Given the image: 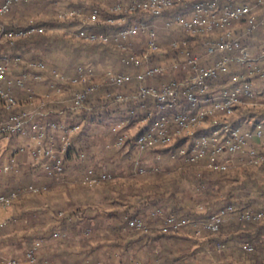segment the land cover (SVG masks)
I'll return each instance as SVG.
<instances>
[{"label":"built area","instance_id":"1","mask_svg":"<svg viewBox=\"0 0 264 264\" xmlns=\"http://www.w3.org/2000/svg\"><path fill=\"white\" fill-rule=\"evenodd\" d=\"M30 1L2 0L0 3V100L7 112L0 119V137L31 132L29 145L21 150L28 149L36 166L55 181L63 179L74 134L80 132L84 124L80 120L74 123L63 120L60 117L63 112L59 109L45 113L47 116L54 114L48 121L36 118L34 110H19L21 100L14 86L27 90L30 99L33 98V85L46 78V74L35 70L45 69L46 59L39 55L28 61L23 53L5 52L2 48L3 44L14 48L20 41L55 33H67L68 37L75 36L97 45L112 44L118 49L119 63L135 70L134 73H125L110 67L99 75L91 63L83 62L75 64L72 75L66 77L62 68H52L51 82L57 96L47 93L41 102L42 106L63 103L67 105L66 110L74 113L84 110L87 116H91L96 107L124 104L131 100L145 107L147 100H151L153 107L145 109L143 117L145 126L133 142L128 141L127 133L122 131V120L115 124V146L127 151L135 148L138 153L133 160L136 175L149 172L144 158L156 149L159 150L156 154L158 159L165 150L171 160L195 168L203 166L211 171H227L235 167V156L241 159L239 164L245 166L257 167L264 163V116L254 120L250 128L232 119L236 106L257 104L256 88L250 79L264 82V42L259 45L256 54L252 53L249 43L251 34L264 25V20L259 21L255 13L264 0H255L254 3L237 0H117L111 11L122 15V22L115 25L114 20L108 19L105 23L117 27L110 31L88 30L90 26L103 23L100 21L101 10L94 8L87 12L82 6L61 9L59 22L8 28L4 21L7 14L15 5ZM182 4V12L168 15L176 5ZM139 14L152 18L168 15L162 28L168 31L180 29L187 36L174 38L164 46L159 42L155 23L144 19L131 20ZM243 18H247L248 25L239 35L235 27ZM201 35L205 37L204 53L192 50L188 39ZM137 36L145 38L141 52L135 51L131 42ZM164 56L169 58L165 63L159 61ZM216 56L217 59H214ZM13 65L21 66L23 70L15 81L10 77ZM232 65L240 66L244 72L234 73L221 87L212 90L211 81L230 71ZM179 72H182L180 79L177 78ZM99 76L102 78L99 79ZM154 79H160V82H148ZM134 84L137 87L132 95L121 89L113 93L103 92L106 87L118 89ZM65 90L69 91V95L64 97ZM58 95L63 97L58 98ZM219 112L222 116L218 115ZM243 121L249 123L247 118ZM257 140H261V144L256 145L254 142ZM155 170L160 171L161 166L155 167ZM11 171L10 164L0 167V174ZM114 179V175L107 170L97 174L89 171L84 174L82 183L94 188ZM46 189V185L29 184L0 191V207L13 206L27 194ZM150 214L161 219L159 231L166 235L179 233L187 224V219L178 218L162 206L154 207ZM231 217L264 222V211L235 212L229 204L212 214L205 227L213 234L218 233ZM125 230L146 232L149 230L148 220L131 218ZM65 236L66 232L53 234L54 238ZM219 247L224 245L219 244ZM241 247L248 252L254 250L250 243H242ZM37 255L36 246L29 248L23 258L0 254V264H41ZM84 264L91 263L87 261Z\"/></svg>","mask_w":264,"mask_h":264},{"label":"crops","instance_id":"2","mask_svg":"<svg viewBox=\"0 0 264 264\" xmlns=\"http://www.w3.org/2000/svg\"><path fill=\"white\" fill-rule=\"evenodd\" d=\"M238 1L240 3L255 2V0ZM180 6L184 5L182 4ZM73 7L76 6H71L67 9ZM255 13L259 21L264 20V4L257 7ZM11 14L5 17V23L8 28H13L16 25L25 27L31 23H54L52 20H50L51 22H37L33 19H29L24 23L22 22V24L18 21L14 23L11 22ZM152 22L154 23V21ZM239 23L240 22L236 23L235 32L241 35L245 31L246 26H239ZM240 29L242 31H239ZM261 35L260 38L264 41V27L262 28ZM253 40H255V38H249L251 51L254 49L251 45V41ZM26 41H29V44L21 49L20 47L10 48L7 44H3L2 48L5 52L23 53L28 61L36 59L39 55L44 57L47 64L46 68L37 69L35 71L46 74V78L33 85L34 92L33 98L31 99L27 90H21L16 85L14 86L16 92L20 91L21 93V95L19 94L21 105L18 109L34 110L36 112L35 117L43 121H48L50 118L54 117V114L50 116L45 115L48 110L56 112V110L59 109L63 112L60 116L63 120L70 123L80 120L84 125L80 132L74 134L73 148L67 154L65 161L66 173L61 181H55L51 175L43 172L40 167L36 166L34 156L28 149L21 150L22 147L27 148L29 145L30 136L32 135L31 132L25 135L0 137V167L5 164H10L12 166V171L10 173L2 172L0 174V188L4 187L0 190L8 191L12 187L29 184L47 186L46 190L24 196L22 200L15 202L13 206L0 207V254H8L17 258H23L29 248L36 246L38 248L37 258L41 264H84V260H81V263L79 260L81 257L83 259L84 256V254L81 255L80 248L75 250V246H70L65 242L70 240L75 242L74 240L79 239L80 235L90 234V230H95L100 236H102L103 233H107L111 238L115 236L118 237V232H122V230L125 231L124 229L127 227L123 222V220H125L124 214L126 215L127 213L128 219L145 218L149 223V230L144 232L146 234L144 235L145 237L143 236L142 239L140 238V245H142L141 248L143 249L140 264H235L236 262L233 260L218 261L213 258L210 253L212 248L211 238L201 239L204 242L201 241L200 243L180 244L177 242L178 236L176 234H168L166 239L172 242H164L163 237L165 234H158L160 232L159 225L161 219L153 218L150 213L154 207L161 206L160 203H162V201H164L163 203L167 204V206L170 205V207H164L165 209L175 213V206L171 204L172 200L166 198L168 197L166 196L168 193L161 195V197L156 196L161 194L163 192L160 191L161 188L169 185L168 183L170 182L154 179L134 181L135 179L131 177L134 169L133 164L128 165H131L128 174V166H123L121 163L119 164L120 166L114 167L116 169L111 167L114 171L118 168L119 171H122L121 169L124 167L125 178L124 180H120V178L116 181L114 179L115 182L110 183L113 188L110 190H103L105 194L102 195L100 191L105 185L93 191V194L84 192L83 187H86L82 183L84 174L88 172V170L91 171L92 174H96L102 167L104 168L106 164L108 167L110 166L108 165L109 163L104 162L98 157V146H95L92 141L97 139L98 136H101L100 133H103V137L107 135L111 138L116 133V127H111L109 124L115 125L118 119L122 120L124 123L122 131L131 137V141L135 140L136 135L144 128L145 120L143 118L138 122L135 121L132 116H129L128 108L136 109L139 106L145 115V109L153 107L152 101L147 100L145 107H143L141 103L138 105L135 100H131L129 103L122 104L117 108L115 105H110L108 106L110 107L108 111L109 115L105 112L106 110L104 108L107 107L105 106L100 109V113L96 114V111H94L96 116L93 114L87 116L84 110L78 113L71 112L66 110L67 105L63 103L42 106L41 101L47 93H52L57 96L56 89L52 87L50 70L52 68H62L65 70V76L70 77L74 71L75 64L78 62L73 63V61L71 62L68 60V57L64 56L66 53L63 51H56L57 53L54 55L45 52L42 45L36 43L37 39H29ZM100 54L101 51L94 53L91 58L92 61H89L99 75H102L105 70L110 67L118 72L125 73H130L129 70H133L119 63L118 55L104 54L103 58H101ZM13 67L14 69L10 77L15 81V79L22 75L23 70L22 67L18 65H13ZM148 82L153 84L158 83L156 79L149 80ZM136 87L137 85H128L122 88L121 91L132 95L135 93ZM115 91L117 90H114L112 87L103 89L104 93H113ZM68 93L69 91L65 90L64 97L68 96ZM59 97L61 98L63 96L58 95V98ZM1 109L2 105H0V110ZM5 116L6 114L4 112L0 119ZM113 119L114 121L110 123ZM107 124L108 126L107 128L105 127L104 130L102 126ZM48 136H50V134H48ZM115 153L118 154L119 152L115 151L114 154ZM90 162H93L94 165L91 166ZM112 164L117 166V163L114 164V161ZM154 171L157 170H155V168L149 169L148 175H153L155 173ZM141 186H143L144 190H147V192L155 191L154 194L151 192L146 193L144 190L139 189ZM174 199H176V202L180 205V199ZM91 202L93 208L88 210L87 207H90ZM78 205H80V207ZM179 205L177 211L180 213L184 207H180ZM119 206H123V208L118 210ZM202 213H204V211H197L195 220L193 219L188 222L192 227L198 228L197 231H199L200 228H206L205 224L209 221L204 223L203 220L206 219V216ZM103 214L108 217V223L112 225L107 229L100 221ZM120 217L121 219H119ZM179 218L185 217L179 216ZM206 230L210 232L208 229ZM54 232H66L67 236L62 237V239H56L53 237ZM210 234L212 233L210 232ZM150 235L152 237H150ZM23 236H26V238L24 239ZM190 236L191 235H189V237ZM227 236V234H223L222 238L224 237L227 240ZM173 240H176V243H174ZM90 243L95 245L94 242ZM87 246L90 247L89 244ZM178 250L187 253L179 256L176 254ZM108 253L111 255L112 252L109 250ZM200 259H204V263H201L202 260L200 261ZM114 263H116L115 260ZM93 264H105V261L99 260L97 263ZM251 264L262 263H257L256 259L254 262L252 260Z\"/></svg>","mask_w":264,"mask_h":264},{"label":"rangeland","instance_id":"3","mask_svg":"<svg viewBox=\"0 0 264 264\" xmlns=\"http://www.w3.org/2000/svg\"><path fill=\"white\" fill-rule=\"evenodd\" d=\"M117 2V0H31L27 4H18L15 5L13 10H11L8 14H11V22L17 23L20 22H26L29 19H33L37 22H49L52 20V22H59V12L61 9H67L71 6H85V10L87 12H91V9L99 8L101 11L100 14V21L103 22V24H112V23H105L108 19L114 20V24L118 25L119 21H121L122 15L115 14L111 11V8L113 5ZM173 11V10H172ZM171 11V12H172ZM169 12V14H175L176 12L173 11L172 13ZM7 14V15H8ZM162 16L160 18H150L149 15L146 14H139L135 15L131 20H140V19H151L150 21H154V23L158 26V36H159V42L167 46L172 39L174 38H183L187 36V34L180 29H174V30H165L162 28L164 24L165 18L168 16ZM155 19V20H154ZM22 20V21H21ZM46 20V21H45ZM5 21V20H4ZM127 21H130L127 19ZM51 22V21H50ZM122 22V21H121ZM6 24V23H5ZM240 26V24H239ZM15 27H22L19 25H16ZM239 28V27H238ZM37 39L36 43H39V45H42L45 52H48L51 55H54L57 53L56 51H63L66 53L64 56L68 57V60L73 63H83V62H89L92 61V57L94 53L99 52L100 50L104 49L101 47L102 45L93 44L91 42H88L87 40H83L80 38H77L75 36L68 37L67 33H55L53 35H42L38 36L36 38H31V40ZM193 39V38H192ZM204 41L205 37L203 35L198 36L194 38V40L191 41L190 46L194 48L195 51L204 53ZM29 41H20L17 47H26L29 43ZM31 42V41H30ZM134 45L135 51L141 52L142 48L145 46V38L144 36H137L132 38L131 41ZM250 43V41H249ZM26 45V46H25ZM254 47V46H253ZM258 48L257 46L254 47L252 50V53L256 54ZM50 55V57H51ZM119 55V52L116 53V56ZM166 57V56H164ZM160 58L159 61L166 62L169 58ZM119 66V65H118ZM235 67H238L240 69L239 72L243 73L241 68L237 65H233ZM14 67L12 66V70ZM133 69V68H131ZM130 73H134L135 70H129ZM132 71V72H131ZM13 72V71H11ZM182 75V74H181ZM181 75L178 73L177 78L180 79ZM102 77L99 76V79ZM158 83L160 82V79H156ZM253 86L256 88V94H257V104L255 105H244L240 106V108H237L234 112V115L232 117L233 121L239 122L240 124H243L244 127L250 128L251 124L254 120H256V116H264V82L257 78L250 79ZM135 85V84H134ZM133 85V86H134ZM216 90V89H214ZM18 96L21 95L20 91L17 92ZM219 92H217L218 94ZM129 103V102H128ZM115 105L114 103H112ZM126 104V103H124ZM263 104V105H262ZM0 105H2L0 100ZM102 107H96V114L100 113V109ZM134 110V111H133ZM128 112L131 114L135 121H140L143 119L144 112L141 111L140 107L138 106L136 109L128 108ZM7 112L5 111V114ZM107 115L108 112H106ZM7 115V114H6ZM93 115H95V112H93ZM106 115V116H107ZM219 116H222L221 112L218 113ZM3 116V114H2ZM102 116V115H101ZM121 118V117H118ZM248 119L249 123L244 122V119ZM122 119V118H121ZM120 120V119H118ZM114 119L110 122L112 123ZM122 124L123 121H121ZM111 127L115 126L112 124H109ZM107 125H103L102 127L105 130V127L107 128ZM124 126V125H122ZM108 130V129H107ZM102 132V131H101ZM103 133H100L101 136H98L97 139H95L93 144L95 146H98L99 153L98 157L103 160L106 163H109V167L104 166L102 169H100L98 172H101L102 170H107L111 172L115 178V181L120 179L124 180L125 178V168L122 167V171H119L118 169L116 171L113 170L114 167H118V165L121 163L123 166H128L129 164H133V160L137 156V152L135 148H132L130 151H127L126 149H119L115 146V142L117 140V134L115 133L111 138L109 136L103 137ZM128 141H131V137L127 135ZM134 140H132L133 142ZM256 145L261 144V140H257L254 142ZM263 153H264V147H263ZM119 152L118 154H114V152ZM161 151V150H160ZM159 152L158 149L150 152L147 154L144 158V164L149 168H155L157 166H161L160 171H154L155 173L153 175H136L132 173V179H135L134 181L144 180V179H154V180H162V181H171L174 182L176 187H172V189L176 192L178 199H180V207L182 208L180 213L175 212L174 214L179 215L180 217H185L187 219V223L190 220H195L197 211L201 210L204 211L202 213L205 215L206 219L203 220L204 223L208 220H210L211 215L215 212L219 211L221 208L220 206L217 207L215 204L222 199L223 196H227L230 192H232L235 196V201L232 203L233 208L235 212H242L246 210H264V163L257 167H251V166H245L242 164H239L241 159H239L238 156H235V162L237 165L235 167H232L229 173L227 174H220V173H209L208 170L200 166L199 168H195L191 165H183L181 169L175 171L171 169V166L169 165V155L168 152L165 150H162L161 152V159H158L156 154ZM114 161L113 165L112 162ZM103 162V165H104ZM91 163V162H90ZM91 166L94 165L93 162L90 164ZM102 165V166H103ZM99 166V165H97ZM120 166V165H119ZM131 166V165H130ZM130 166L127 167V174L130 169ZM111 167H113L111 169ZM116 169V168H114ZM198 170L199 172H206V174H202V176L207 177L210 180L209 183L203 184L200 181H195L193 178L190 177L192 170ZM89 172V170H88ZM116 172V173H115ZM97 174V173H96ZM127 176V175H126ZM219 179V180H218ZM114 180H110L107 182L102 183L100 186L105 185L103 189H101V194H105L103 190H110L113 188L110 183L115 182ZM98 187H83V190L85 193L93 194V191H96ZM4 188V187H2ZM0 188V189H2ZM139 189L144 190V187L141 186ZM166 189L163 187L161 188V192L165 191ZM1 191V190H0ZM146 193H152L154 194L155 191L147 192V190H144ZM213 192V193H212ZM169 193V192H168ZM28 195V194H27ZM122 195V194H120ZM169 196V195H166ZM241 196L243 198H241ZM168 198V197H166ZM22 200V198L20 199ZM18 200L17 202H19ZM176 199H172V202L175 204ZM103 201V200H102ZM160 203L162 207H170L167 206V204ZM171 202V204H173ZM90 207H87L88 210L92 209V202L90 203ZM182 205V206H181ZM80 207V205H78ZM157 207V206H156ZM123 206H119L118 210H121ZM106 214V212H105ZM103 214L101 218V223H103V226L107 229L109 226H112L111 223H108L109 219L108 217ZM176 215V216H177ZM233 217H231L232 219ZM121 219V217L119 218ZM161 223V222H160ZM27 226V225H26ZM198 228L192 227L191 225L186 224L182 231L179 233H176L178 236L177 242L180 244L184 243H200L201 241L204 242L201 239H207L211 238L212 242V248L210 250V253L212 254L214 259L219 260H233L236 262L235 264H242L247 263L251 264L252 259L250 256H252L253 253H248V251H245L242 249L241 245L244 242H237V241H231L227 242V240L223 237V234L215 233L210 234L206 229L207 228H200L199 231H197ZM125 230V229H124ZM27 232V231H26ZM142 233V234H141ZM163 234V233H158ZM157 234V235H158ZM106 235V236H105ZM146 235L144 232H138V231H131V230H125L122 232H118V237L111 238L107 233H103L102 236L98 234L95 230H90V234L87 235H80V238L77 240H74L75 242H72L73 240H70L68 243L70 246H75V250L77 248H80L81 255L84 254L83 259L82 257L79 258L80 263L84 260L85 263L89 261L91 264L97 263L99 260H104L105 264H140V258L143 254V249L141 248L142 245H140V238L142 239L143 236ZM189 235H191L189 237ZM145 237V236H144ZM150 237H152L150 235ZM166 237L168 235H164L163 241L164 242H172L171 240H167ZM23 238L25 239L26 236ZM60 239V238H56ZM62 239V237H61ZM58 241V240H57ZM56 241V242H57ZM143 241V240H142ZM154 241V240H153ZM174 243H176V240H173ZM90 242H94L95 245H92ZM132 243V244H131ZM90 245L88 247L87 245ZM139 244V245H138ZM219 244H223L224 247L220 248ZM112 252L111 255H109V250ZM187 252H182L178 250L176 254L181 256L182 254ZM115 254V255H114ZM254 255V254H253ZM253 257V256H252ZM109 259V260H108ZM73 260V259H72ZM75 260V259H74ZM77 260V259H76ZM82 260V261H81ZM108 260V261H107ZM114 260L116 263H114ZM118 260V261H117ZM202 260V261H201ZM201 263H204V259H200ZM254 262V260H253ZM257 263L264 264V255L261 256L259 260H257Z\"/></svg>","mask_w":264,"mask_h":264},{"label":"trees","instance_id":"4","mask_svg":"<svg viewBox=\"0 0 264 264\" xmlns=\"http://www.w3.org/2000/svg\"><path fill=\"white\" fill-rule=\"evenodd\" d=\"M238 1V0H237ZM251 1V0H250ZM2 2V0H0V3ZM239 2V1H238ZM184 9L183 6H180V5H176L175 8L173 9V11H175L176 13H180L182 12V10ZM155 18V17H154ZM145 20H148V19H145ZM151 19H149L150 21ZM152 22V21H150ZM240 23V26H247L248 25V21H247V18H243L239 21ZM264 26H261L259 27L257 30H255L252 34H251V37L255 38V40L251 41V45L252 46H257V48L259 47V45L264 42L260 37L262 36L261 35V32H262V28ZM112 29H117L116 26H113V25H109V24H101V25H93V26H90L88 27V30H95V31H110ZM243 29V28H241ZM239 30V31H242V30ZM238 33V32H237ZM188 39L190 40V42L192 40H194V38L192 39L191 37H188ZM248 40V39H247ZM246 40V41H247ZM103 47V45L101 46ZM104 49L100 50L101 51V58H103L104 54H115L118 52V49L116 48V46L112 45V44H107V45H104ZM192 50H194V48L191 47ZM195 51V50H194ZM214 59H217V56L214 57ZM262 64L264 66V59L262 60ZM240 67V66H239ZM241 68V67H240ZM242 72H244V70L241 68ZM240 69H238V67H235L232 65L230 71H228L227 73H222L220 74L216 79L212 80L211 81V89L214 90V89H217L219 87H221V85L227 81L234 73H237L239 72ZM179 74L181 75L182 72H179ZM182 77V75H181ZM125 86H123L122 88H124ZM122 88H118V89H121ZM116 88H114V90H118ZM122 104L120 103H116L115 104V107H119L121 106ZM124 105V104H123ZM237 108H240V106H236L235 107V110ZM106 111L105 112H108L110 107H105L104 108ZM96 111V110H95ZM5 110L4 108L2 107V109L0 110V117L2 116V114H4ZM256 120L259 118V116H256ZM169 165L171 166V169L177 171L179 169L182 168L183 164H181L180 161H176V160H171L169 159L168 161ZM193 172H191L190 174V177L193 178V180L195 181H200L203 179V181H201L203 184H207L209 183V179H208V176L207 177H203L202 174H206V172H199L198 170L194 169L192 170ZM207 172L209 173H220V174H227L230 172V170H227V171H211V170H208ZM219 180V179H218ZM170 183H168L169 185H166L164 188L166 189L165 191H163L161 194L159 195H156V196H160L165 194V193H168L167 195L168 198L170 200H172L173 198H175L176 196V192L172 189V187H176V185L174 184V182H171L169 181ZM213 193V192H212ZM234 194L232 192H230L226 197L223 196L222 199L220 201H218L215 205L217 207L220 206V208H224L226 207L227 205H232L233 206V202L235 201V196H233ZM177 198V197H176ZM241 198H243L241 196ZM176 202V200H175ZM173 203V202H172ZM173 205L175 206L174 208V212H177L179 213L177 210V207H178V202H176L175 204L173 203ZM234 207V206H233ZM260 209V208H259ZM257 210V211H264V210ZM177 215V214H176ZM124 219L123 222L125 225H127L128 223V214L126 213V215L124 214ZM177 217L179 218V215H177ZM220 234H227V241H239V242H244V243H250L254 246V250L251 251V252H248V253H253L252 256H250V258L252 260H259L261 258L262 255H264V222H254V221H248V220H239L237 218H232L230 219L222 228L221 230L218 232ZM213 234V233H212Z\"/></svg>","mask_w":264,"mask_h":264}]
</instances>
